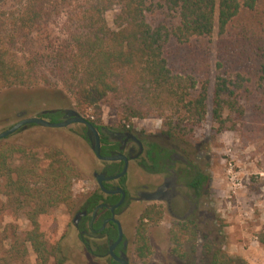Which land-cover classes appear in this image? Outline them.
<instances>
[{"label":"trees","instance_id":"1","mask_svg":"<svg viewBox=\"0 0 264 264\" xmlns=\"http://www.w3.org/2000/svg\"><path fill=\"white\" fill-rule=\"evenodd\" d=\"M45 1L27 0L22 10L12 16L13 25L33 31L41 19ZM115 8L118 12L113 16L114 29H110L105 14ZM153 8L174 13L175 21L151 23L148 14L152 15ZM2 15L0 90L47 84L45 75L19 65L3 49L2 36L7 33L8 23ZM82 15L84 27L71 35L68 48L57 54L66 63L57 68L58 80L79 111L98 107L111 98L121 103L120 110L126 120L157 117L162 119L163 136L185 143L184 132L205 119L209 82L205 74L203 80H198L200 72L185 62L181 70L172 72L167 51L176 45L195 61H204L207 67V60L203 59L211 49L216 16L212 120L218 124L219 132L225 130L227 122L243 125L249 117L256 124L264 125V4L259 0H156L155 3L152 0H87ZM42 117L50 122L59 121L56 112ZM90 123L99 129L97 122L90 120ZM16 153L21 157L17 164ZM43 161L47 162L44 167L40 164ZM80 176L79 170L56 148L46 150L41 159L16 147L0 151L3 195L12 207L26 210L24 216L30 225L22 240V249L18 246L12 260L5 257L0 259V264L15 261L21 264L27 255V244L35 254L34 264H48L60 252L59 244L45 235L42 223L50 215V209L72 206V182ZM209 185L210 176L202 172H197L189 184L198 196ZM162 215L157 205H149L142 211L134 237L140 258L152 253L147 228L156 225ZM186 235H189L187 242L193 246L198 235L194 222L181 223L170 231L172 252L177 253L182 247ZM206 251L209 253L210 247ZM209 264L227 262L215 251Z\"/></svg>","mask_w":264,"mask_h":264},{"label":"rangeland","instance_id":"2","mask_svg":"<svg viewBox=\"0 0 264 264\" xmlns=\"http://www.w3.org/2000/svg\"><path fill=\"white\" fill-rule=\"evenodd\" d=\"M26 1L0 0V16L4 14L3 20L8 23L7 33L2 36L3 49L19 65L30 67L36 74L45 75L47 84L0 90V133L24 118L40 116L43 111L71 109L87 120H94L98 125L108 128L128 125L135 131L166 138L161 134L162 119L148 117L128 121L120 110L121 103L111 98L104 100L98 107L79 111L72 96L62 88L57 68L64 67L66 63L57 54L66 50L71 43V35L84 27L82 12L87 0H46L41 19L31 32L20 29L18 25L14 26L11 19L22 10ZM259 3L264 4V0H259ZM116 12L118 8L105 14L110 29H114L113 16ZM151 13L148 14V20L153 24L175 21L174 13L154 8ZM216 39L215 16L211 49L203 59L207 60V67L204 61H195L176 45H171L167 51L168 66L172 72L181 70L185 62L189 68L194 65V69L200 72L198 80H203L205 74L209 82L204 121L191 131L184 132L182 139L185 143L169 140L179 147L178 153L197 171L210 176L209 189L199 197L197 211L190 218L196 225L197 239L192 246L191 242H187L189 235H186L178 254L172 252L174 245L169 239V233L175 222L163 213L156 225L147 228L152 253L142 258V262L134 264H209L211 254L215 251L219 252L227 264H264V125L256 124L249 117L243 125L239 123L234 126L227 122L225 130L218 131L219 126L211 115L216 76ZM20 113H24V116L19 117ZM97 117L100 118L98 121ZM9 147L20 148L38 159L50 148L59 149L81 174L79 179L72 182V206L50 209V215L42 223L47 238L60 247V252L48 264H57L58 261L61 264H103L87 257L72 226L76 209L85 195L93 191L92 172L100 170V163L84 139V126L71 124L65 128H45L31 125L26 130H18L0 140V151ZM19 157V154H14L16 164L21 161ZM40 164L44 167L47 162ZM130 173V182L127 183L130 194L139 187L138 184H149L148 179L140 181L132 176L134 168ZM189 180L190 176L187 178ZM3 191L1 186L0 259H11L18 246L22 249V240L30 230V225L24 216L26 210L12 207ZM184 191L191 194L189 189ZM145 205L132 202L120 218L126 226L129 240L133 238V229ZM207 247H210L209 253ZM25 248L27 255L21 264H34L36 257L30 245H25ZM14 264H20V261Z\"/></svg>","mask_w":264,"mask_h":264},{"label":"flooded vegetation","instance_id":"3","mask_svg":"<svg viewBox=\"0 0 264 264\" xmlns=\"http://www.w3.org/2000/svg\"><path fill=\"white\" fill-rule=\"evenodd\" d=\"M64 111L55 110L59 114L58 122L70 118L65 116ZM97 126L99 129L94 128L99 136L100 155L103 158L117 159L99 160L90 148L100 163V170L92 172L93 191L85 195L76 209L72 226L88 258L103 264H122L118 260H124L127 264L142 262L135 249L136 227L133 229L132 240H129L126 226L120 218L134 202L145 203L143 209L149 205L159 206L164 214L174 220L173 227L189 222L195 210L197 211L198 199L203 193L201 189L198 196L189 186L199 171L178 153L179 147L167 138L138 132L128 125H117L114 128ZM84 139L90 147L85 127ZM124 168L125 172L122 174ZM133 168L132 176L140 181L148 179L149 184H138L139 187L130 194L127 183L130 182ZM189 176L190 180L187 181ZM97 178L101 179L105 191L101 190ZM117 189L123 190L124 199L118 207L110 211L109 207L118 204L122 195L120 192H107ZM186 189L191 191L190 195L184 191ZM156 192L155 200L144 199L145 195ZM100 205L105 206L98 208ZM112 219L119 223V228Z\"/></svg>","mask_w":264,"mask_h":264},{"label":"water","instance_id":"4","mask_svg":"<svg viewBox=\"0 0 264 264\" xmlns=\"http://www.w3.org/2000/svg\"><path fill=\"white\" fill-rule=\"evenodd\" d=\"M52 112H55V110L43 111L41 113V115H45L46 113H52ZM64 112H65V116L66 117H70V118L67 119V120H64L62 122H50L49 120H47V119H45V118H43L41 116L24 118V119L20 120L19 122H17L16 124H14L9 129L1 132L0 133V140L12 135L13 133L17 132L18 130H26L27 127H29L31 125H36V126L45 127V128H65V127H68L71 124H81L86 129V136H87V138H88V140L90 142V148H91L93 154L95 155V157L97 159H99V160H104V159H106V160H116L117 159V158H103L100 155L99 136H98V133H97L96 129L94 128V126L89 121H87L85 118L80 116L74 110L70 109V110H65ZM18 116L22 117V116H24V113H20V114H18ZM124 172H125V168H124L122 174ZM106 179H112V178H106ZM97 180H98V184H99L101 190L105 191L104 188L102 187L101 179L97 178ZM115 192H120L122 196H121V199H120L118 204H116L113 207H109L110 211H112L115 207H118L123 202V199H124V192L121 189H117L115 191H109L107 193L113 194ZM157 192L153 193V194L145 195L144 199H146L148 201L155 200V196L157 195ZM104 206L105 205H100V206H98V208H101V207H104ZM112 220L117 224V226L119 228V223L116 220H114V219H112ZM118 261L120 263H122V264H127L126 261H124V260H118Z\"/></svg>","mask_w":264,"mask_h":264}]
</instances>
